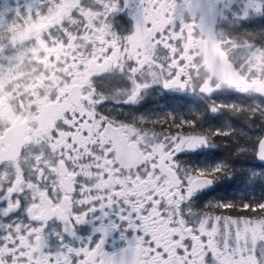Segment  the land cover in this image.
<instances>
[{"label": "snow or ice", "instance_id": "6c2138e0", "mask_svg": "<svg viewBox=\"0 0 264 264\" xmlns=\"http://www.w3.org/2000/svg\"><path fill=\"white\" fill-rule=\"evenodd\" d=\"M0 264H264V0H0Z\"/></svg>", "mask_w": 264, "mask_h": 264}, {"label": "flooded vegetation", "instance_id": "af4514ba", "mask_svg": "<svg viewBox=\"0 0 264 264\" xmlns=\"http://www.w3.org/2000/svg\"><path fill=\"white\" fill-rule=\"evenodd\" d=\"M116 23L118 26L126 28L127 27V18L126 17H123V18L118 17ZM19 72L27 74L28 70H27V68H21V69H19ZM107 86H108L107 84L101 85V87H107ZM11 140H12V136L9 134V141L11 142Z\"/></svg>", "mask_w": 264, "mask_h": 264}]
</instances>
